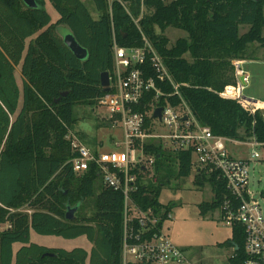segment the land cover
Here are the masks:
<instances>
[{
    "label": "trees",
    "instance_id": "trees-1",
    "mask_svg": "<svg viewBox=\"0 0 264 264\" xmlns=\"http://www.w3.org/2000/svg\"><path fill=\"white\" fill-rule=\"evenodd\" d=\"M34 1L37 7L29 9L21 0H0V224L11 225L0 231V264H121L122 194L104 187L93 165L82 175L74 174L69 161L76 154L65 139L77 122L75 107H95L105 94L99 76L111 75L113 35L124 48L142 47V37L147 40L181 85V104L212 135L237 141L254 136L264 143V109L252 116L240 103L219 97L235 84L233 62L255 61L251 46L264 48V0H114L110 5L86 0L96 19L82 0ZM46 2L58 15L55 23L44 10ZM59 26L87 51L85 61L63 44L56 33ZM240 27H247L246 32L240 34ZM168 28L185 37L170 45L164 34ZM156 85L164 94L158 104L179 103L177 96H165L173 93L172 86ZM150 98L144 97L145 108ZM135 110L144 111L143 106ZM75 134L99 152L95 141ZM144 152L154 158L155 172L163 163L175 169L177 178L192 173L189 151L166 150L161 141L151 140ZM132 173L138 182L134 202L169 213L158 201L165 175L155 185L146 182L148 170L139 167ZM193 183L199 188L208 184L213 194L199 206L201 214L218 210L227 194L224 183L203 173L194 174ZM90 200L88 215L84 204ZM24 206L31 213L10 214ZM74 206L75 218L67 221L66 209ZM30 231L68 240L85 237L91 249L39 246L31 243ZM220 246L234 248L228 264H243L240 225L232 226L231 239Z\"/></svg>",
    "mask_w": 264,
    "mask_h": 264
},
{
    "label": "built area",
    "instance_id": "built-area-1",
    "mask_svg": "<svg viewBox=\"0 0 264 264\" xmlns=\"http://www.w3.org/2000/svg\"><path fill=\"white\" fill-rule=\"evenodd\" d=\"M107 1L110 5L114 0ZM142 40V47L124 48L116 44L113 35L108 91L97 100V107L107 110L111 127L122 130V142L114 143L109 152L94 153L74 131L67 129L65 135L76 154L69 161L72 172L82 175L93 165L102 185L122 194L121 264H182L185 261L184 252L163 233L162 223L170 219L169 213L142 209L133 200L138 182L132 171L139 167L149 171L154 164V158L144 152V145L151 140L161 141L166 150L189 151L194 174L215 175L216 180L224 183L227 194L218 209L219 219L227 227L243 228V264H264V191L250 189L249 161L232 156L227 149V143L253 149H264V143L254 136L246 141L217 137L209 128L200 126L184 103L181 104L178 92L181 85L174 82L154 48L144 37ZM233 67L235 84L226 86L219 97L240 103L253 116L255 111L264 109V101L244 94L248 76L241 69V62H233ZM151 72L154 77L149 76ZM156 82L172 86L173 93L165 96H177L179 103L158 104L164 94ZM147 94L152 98L145 108L143 100ZM139 106L144 111H136ZM157 109H161L160 118H153ZM147 117L150 118L148 125ZM250 158L258 159L259 154L253 151ZM10 228L6 225L4 230Z\"/></svg>",
    "mask_w": 264,
    "mask_h": 264
},
{
    "label": "rangeland",
    "instance_id": "rangeland-1",
    "mask_svg": "<svg viewBox=\"0 0 264 264\" xmlns=\"http://www.w3.org/2000/svg\"><path fill=\"white\" fill-rule=\"evenodd\" d=\"M82 1L91 16L96 19L97 13L94 6L86 0ZM44 10L49 14L51 23H55L58 15L49 2H46ZM246 30L247 27H240V34ZM67 31L68 29L63 26L56 29L57 35L61 38ZM164 34L169 39L170 45L177 39L185 37L184 32L173 28H168ZM251 51L256 56V60L245 61L241 67L243 71H246L245 75L248 76V85L244 94L249 98L263 101L264 48L254 44L251 46ZM248 102L250 101L248 100ZM74 113L77 122L73 131L84 133L86 139L95 141L96 149L99 152H109L114 143L122 142V130L119 127H111L107 121L108 112L105 108L79 105L75 107ZM227 149L234 157L249 161L250 189L253 192L264 191V149H253L233 143H227ZM253 151L259 154L258 159L250 158ZM161 174H164L165 177L158 201L170 209V220H165L162 223V230L174 246H178L175 238L181 241V251L185 256V261L182 264H225V258L229 251L219 245L230 240L231 228L220 221L219 210L202 215L199 209L202 203H209L213 198L210 186L208 184H205L203 188L196 186L193 183V172L189 177L177 178L175 169L173 167L165 168L163 163L157 172H155V168L149 169L146 182L157 185L159 181L156 183L155 180L164 176ZM84 205V211L89 215L92 201L90 200ZM12 213L29 214L31 210L24 206L18 210H10V214ZM6 225L10 224L8 222L0 224V231H3ZM30 241L50 249L82 248L87 252L91 249V245L85 237L68 240L57 236H43L30 231ZM17 248L18 245L14 247L15 250ZM215 254H218L219 257H214Z\"/></svg>",
    "mask_w": 264,
    "mask_h": 264
},
{
    "label": "water",
    "instance_id": "water-1",
    "mask_svg": "<svg viewBox=\"0 0 264 264\" xmlns=\"http://www.w3.org/2000/svg\"><path fill=\"white\" fill-rule=\"evenodd\" d=\"M22 3L29 9H35L37 7V4L34 0H21ZM256 1V0H253ZM63 44L66 46V48L71 52V54L79 61H85L88 57L87 51L81 47L77 41L75 40L74 36L72 35L69 30L67 33L62 37ZM100 80V87L104 92L108 91L109 86V74L107 72H103L99 76ZM242 80V79H241ZM65 93H63L61 96H64ZM160 111L161 109H157L155 113L153 114V118H160ZM182 120H185L182 119ZM78 206H74L73 208L67 207L65 212V219L67 221H73L75 213L77 211ZM43 256H49L51 257L52 254H45Z\"/></svg>",
    "mask_w": 264,
    "mask_h": 264
},
{
    "label": "crops",
    "instance_id": "crops-1",
    "mask_svg": "<svg viewBox=\"0 0 264 264\" xmlns=\"http://www.w3.org/2000/svg\"><path fill=\"white\" fill-rule=\"evenodd\" d=\"M243 63H245V61H242L241 62V67L243 66ZM245 74H246V71H243ZM232 155V154H231ZM233 156V155H232ZM238 158V157H237ZM169 212H170V209H169ZM219 217V215H218ZM170 220V219H169ZM231 239V237L229 238ZM175 241L177 243L178 246H176L177 248H179L181 250V241L178 239V238H175ZM220 246V245H219ZM221 248H224V249H227L229 251V254L227 255V257L225 258L226 259V262L225 264H228V259L233 255V250L234 248L233 247H221ZM214 257H219L218 254H215Z\"/></svg>",
    "mask_w": 264,
    "mask_h": 264
}]
</instances>
